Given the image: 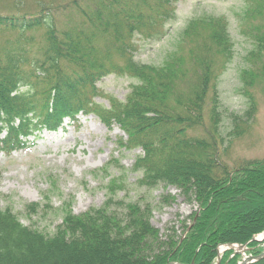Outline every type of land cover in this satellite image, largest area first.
Returning a JSON list of instances; mask_svg holds the SVG:
<instances>
[{
  "label": "trees",
  "instance_id": "trees-1",
  "mask_svg": "<svg viewBox=\"0 0 264 264\" xmlns=\"http://www.w3.org/2000/svg\"><path fill=\"white\" fill-rule=\"evenodd\" d=\"M174 1L0 0V151L27 147L44 129L57 131L66 118L93 112L120 125L126 147L142 149L132 166L141 185H175L198 205L189 221L179 218V226L172 222L162 231L152 222V204L116 198L113 181L104 204L82 213L66 207L47 233L3 206L0 192V264H214L221 244L264 250V239L254 238L264 230V157L231 164L224 155L256 114L251 92H245L248 107L231 113L228 137L220 132L214 58L231 53L226 24L213 21L218 27L192 50L189 67L180 48L161 64L135 58V36L150 35L158 17H172ZM201 21L192 18L187 30ZM254 36L241 75L245 85L264 72V33ZM124 72L138 79L126 99L99 102L98 82ZM241 257L230 247L220 264ZM245 264H264V257Z\"/></svg>",
  "mask_w": 264,
  "mask_h": 264
},
{
  "label": "rangeland",
  "instance_id": "rangeland-1",
  "mask_svg": "<svg viewBox=\"0 0 264 264\" xmlns=\"http://www.w3.org/2000/svg\"><path fill=\"white\" fill-rule=\"evenodd\" d=\"M174 10L170 18L158 17V24L150 35L135 36V58L161 64L172 51L180 48L189 67L192 50L218 27L213 21L226 24L231 53L223 54L221 60L220 54L214 58L219 67L217 85L224 115L220 132L228 137L232 128L231 113H242L248 107L246 90L253 94L257 111L246 130L230 138L224 155L231 164L264 157V72L252 85H245L241 79L242 70L249 65L246 55L255 46L254 35L264 33V0H175ZM194 17L202 21L187 30ZM192 75L189 70L183 77L190 79ZM137 80L127 72L106 75L98 82L101 90L98 101L106 105L109 97L124 101ZM187 84L188 81H182L181 89L188 93L190 85ZM207 104L208 112L211 102ZM31 139L35 141L27 147L7 153L0 151L2 205L13 208L27 225L54 232L66 207L82 213L104 204L109 182L112 186L113 181L116 198L152 204V222L162 231L172 222L179 226V218L186 217L189 221V214L198 207L175 185L159 184L153 188L141 185L137 181L140 173L132 170V166L142 149L126 147V133L120 125L116 122L109 125L96 113H82L76 121L66 118L57 131L44 129ZM163 194L175 197L164 202ZM30 203L37 205V211H32ZM226 246L221 244L219 248ZM235 248L240 253L248 252L244 246Z\"/></svg>",
  "mask_w": 264,
  "mask_h": 264
},
{
  "label": "water",
  "instance_id": "water-1",
  "mask_svg": "<svg viewBox=\"0 0 264 264\" xmlns=\"http://www.w3.org/2000/svg\"><path fill=\"white\" fill-rule=\"evenodd\" d=\"M255 239H264V230L262 233H260L258 236L254 237ZM240 246H245L243 244H240ZM240 251V250H238ZM264 257V250L259 253V254H246L243 259L241 260V262H239L238 264H245V263H249V262H252V261H255L257 259H260ZM220 258H221V255H219V261L217 264H219L220 262ZM168 264H180L178 262H174V261H170ZM193 264V263H192Z\"/></svg>",
  "mask_w": 264,
  "mask_h": 264
}]
</instances>
